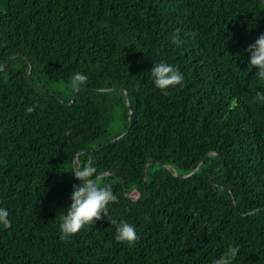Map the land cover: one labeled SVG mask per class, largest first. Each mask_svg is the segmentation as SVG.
<instances>
[{"label":"trees","instance_id":"obj_1","mask_svg":"<svg viewBox=\"0 0 264 264\" xmlns=\"http://www.w3.org/2000/svg\"><path fill=\"white\" fill-rule=\"evenodd\" d=\"M260 33L264 0H0V264H211L230 243L264 264V81L238 56ZM159 60L182 87L154 86ZM76 71L68 99L44 86ZM74 156L118 200L61 239Z\"/></svg>","mask_w":264,"mask_h":264},{"label":"clouds","instance_id":"obj_2","mask_svg":"<svg viewBox=\"0 0 264 264\" xmlns=\"http://www.w3.org/2000/svg\"><path fill=\"white\" fill-rule=\"evenodd\" d=\"M174 43L179 44L180 40L173 36ZM246 54L247 64L254 69V75L258 81H264V33H260L252 43L243 49L240 57ZM152 82L156 88L166 92L170 87L183 86L184 74L173 64L164 60L154 61L150 69ZM88 80L84 72H74L68 83L73 90L79 89ZM252 99L264 105V91H257ZM26 111L31 113L33 107L29 106ZM68 171L78 184L72 185L70 203L60 210L59 232L61 239L71 237L86 225H92L102 216H107L108 205L118 200L117 194L108 184L98 185L96 177L98 170L91 157L81 161L74 156L68 165ZM116 224L114 239L117 242H126L129 246L137 239V232L133 224L121 220L112 221ZM11 225L9 209L0 206V227L8 228ZM240 255L239 245L228 244L226 250L215 257L211 264H236Z\"/></svg>","mask_w":264,"mask_h":264},{"label":"rangeland","instance_id":"obj_3","mask_svg":"<svg viewBox=\"0 0 264 264\" xmlns=\"http://www.w3.org/2000/svg\"><path fill=\"white\" fill-rule=\"evenodd\" d=\"M44 86H46L48 89H50L51 92H56L61 97L68 99V97L71 94V89L69 87H66L64 84L59 83V84H50L49 82H46V80H43ZM123 116L121 113L120 108H116V113L114 115V121L112 127L109 129V133H116L120 129L123 128Z\"/></svg>","mask_w":264,"mask_h":264},{"label":"water","instance_id":"obj_4","mask_svg":"<svg viewBox=\"0 0 264 264\" xmlns=\"http://www.w3.org/2000/svg\"><path fill=\"white\" fill-rule=\"evenodd\" d=\"M4 67H5V64L2 66V68H1L0 70H2ZM76 91H77V90H76ZM75 96H76V92H75L74 95H73V99L75 98ZM126 98H127V106H128V108H129V112H130V114H132V112H131V106H130V102H129V98H128L127 93H126ZM131 125H132V122H131ZM123 135H124V134H122L121 136H119L117 139H120ZM117 139L113 140L111 143H114ZM214 154H215V153H210L209 156H210V155H214ZM204 162H205V160H203L201 163H199V165L195 168V170H194L191 174H189V175H187V176H184V177H189V176L195 174V173L200 169V167L202 166V164H203ZM221 168H222V166L220 167V169H221ZM220 169H219V170H220ZM111 174H114V172H112ZM176 175H177V173H176ZM102 176H104V175H100L99 178L102 177ZM121 180H122V182H124L123 179H121ZM146 196H147V194H146Z\"/></svg>","mask_w":264,"mask_h":264}]
</instances>
